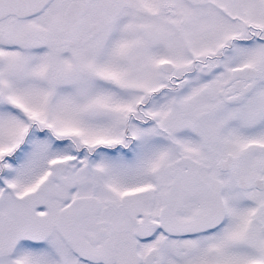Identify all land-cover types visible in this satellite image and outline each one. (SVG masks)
Segmentation results:
<instances>
[{
	"label": "snow or ice",
	"instance_id": "obj_1",
	"mask_svg": "<svg viewBox=\"0 0 264 264\" xmlns=\"http://www.w3.org/2000/svg\"><path fill=\"white\" fill-rule=\"evenodd\" d=\"M0 264H264V0H0Z\"/></svg>",
	"mask_w": 264,
	"mask_h": 264
}]
</instances>
